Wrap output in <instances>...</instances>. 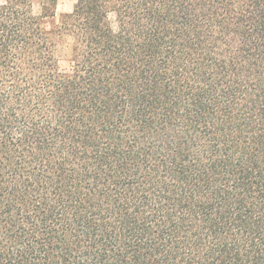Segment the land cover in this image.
<instances>
[{
  "label": "trees",
  "instance_id": "16d2710c",
  "mask_svg": "<svg viewBox=\"0 0 264 264\" xmlns=\"http://www.w3.org/2000/svg\"><path fill=\"white\" fill-rule=\"evenodd\" d=\"M33 1L0 4V264H264V0Z\"/></svg>",
  "mask_w": 264,
  "mask_h": 264
},
{
  "label": "rangeland",
  "instance_id": "374dc122",
  "mask_svg": "<svg viewBox=\"0 0 264 264\" xmlns=\"http://www.w3.org/2000/svg\"><path fill=\"white\" fill-rule=\"evenodd\" d=\"M3 0H0V4ZM75 3V0H57L55 15L50 19H46L47 27H54L59 24L61 15L69 13L72 10V6ZM33 13L39 15L41 13V3L40 0H34L32 5ZM70 44L71 40L67 37H62L57 46L58 58H59V67L62 71H69L70 69Z\"/></svg>",
  "mask_w": 264,
  "mask_h": 264
}]
</instances>
